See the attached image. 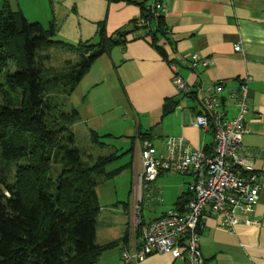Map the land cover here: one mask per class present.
<instances>
[{
  "label": "crops",
  "instance_id": "crops-1",
  "mask_svg": "<svg viewBox=\"0 0 264 264\" xmlns=\"http://www.w3.org/2000/svg\"><path fill=\"white\" fill-rule=\"evenodd\" d=\"M150 2L11 0V7L14 11H21L29 21L40 22L45 27L53 22L56 27L54 40L66 44L97 43L100 24L107 36L116 37L122 33L121 38L125 42L99 56L72 94L78 95L79 106L74 109L79 113V122L103 138L117 142L131 140L136 165L138 147L145 141L163 148L167 138L183 137L193 149L209 151L214 144V131L191 123L203 108L199 95L210 86L222 83L224 110L226 117L231 119L237 114L233 96L238 92L242 78L251 76L246 116L249 131L243 138V156L262 182L264 0L168 1L163 19L167 34L159 41L166 56L152 44L148 30L135 24L142 7ZM237 44L241 45L239 51L235 50ZM193 53L209 58L211 64L196 71L182 67L181 75L195 93L185 96L172 82L169 62ZM167 100L175 101L176 106L172 112L165 114ZM141 135L149 136L143 140ZM137 176L135 171L133 203L131 207L125 205L127 216L110 217L101 231L97 224L96 243L100 246L111 242L117 244L107 249L95 264H128L122 259V252L141 244L142 226H133ZM184 177L176 191L169 195H165V190L159 191L163 195L161 202L168 201L167 207L149 219L142 218V224L160 217L186 196L190 179ZM255 210L252 218L256 224L240 223L233 231L222 228L223 218L214 214L211 208L205 210L201 234L205 264H264V188L260 191ZM136 264L187 263L169 254H152Z\"/></svg>",
  "mask_w": 264,
  "mask_h": 264
},
{
  "label": "trees",
  "instance_id": "trees-1",
  "mask_svg": "<svg viewBox=\"0 0 264 264\" xmlns=\"http://www.w3.org/2000/svg\"><path fill=\"white\" fill-rule=\"evenodd\" d=\"M1 1L0 75L10 60L16 62L17 69L5 74L4 84L19 90L20 98L18 102H0V264H95L107 249L117 244L96 243L101 213L98 185L126 168L106 170V166L134 147L124 153L89 157L87 163L73 145V133L63 140L61 135L73 125V116L79 121V113L72 108V116L59 115L57 120L65 124H58L52 117L51 102L45 97L46 85L51 80L45 79L40 52L54 43L91 51L79 69L63 78L71 82L72 94L96 59L125 39L121 38L122 33L118 37L107 36L100 24L97 43L59 42L54 40L53 22L48 27L31 22L21 11L12 9L11 0ZM140 16L150 17L145 5ZM163 19L164 16L158 18L155 30L143 27L148 30L152 44L166 56L159 45L167 34ZM175 106V101L167 100L165 114ZM91 134L94 138L102 137L94 131ZM148 136L141 135L143 140ZM24 159L27 163L17 167L16 180L9 183L7 175L13 165ZM57 160L63 163V168L54 179L49 174ZM176 208L184 210L180 200Z\"/></svg>",
  "mask_w": 264,
  "mask_h": 264
},
{
  "label": "built area",
  "instance_id": "built-area-1",
  "mask_svg": "<svg viewBox=\"0 0 264 264\" xmlns=\"http://www.w3.org/2000/svg\"><path fill=\"white\" fill-rule=\"evenodd\" d=\"M168 1L151 0L145 5L150 17L139 16L137 24L155 29L158 18L167 12ZM235 50H241V45L237 44ZM210 64L211 60L199 53L170 61L172 82L178 92L185 96L194 93L191 84L181 75L182 67L187 66L196 71ZM251 80L249 75L242 78L239 90L233 96L237 114L231 119L226 117L224 110L222 83L210 86L199 95L202 113L191 123L204 130L214 131V144L209 151L193 149L183 137L167 138L163 148L149 141L138 147L142 167L141 174L137 176L139 191L145 182L156 181L163 172H175L190 179L186 196L188 201L184 210L170 208L145 224H142L136 202L138 211L134 213L133 226H142V240L139 246H132L122 252V259L126 263L136 264L152 254H169L175 259H184L187 264H205L201 234L204 212L208 207L223 218L222 228L228 231H233L240 223L256 224L252 216L260 191L264 188V180H258V174L243 156V138L249 131L246 116ZM210 116L213 117L212 121ZM159 199L163 200L162 197Z\"/></svg>",
  "mask_w": 264,
  "mask_h": 264
},
{
  "label": "rangeland",
  "instance_id": "rangeland-1",
  "mask_svg": "<svg viewBox=\"0 0 264 264\" xmlns=\"http://www.w3.org/2000/svg\"><path fill=\"white\" fill-rule=\"evenodd\" d=\"M1 7L2 1L0 0V8ZM90 52V50L84 47L78 49L77 47H68L61 43H54L40 52V57L43 58V66L45 68V79L51 80V83L46 85L45 97L51 102V114L58 124H65L64 121L59 122L57 120L59 115L65 113L69 114L70 117L73 115L71 114L72 108L79 106L78 95L76 93L72 95L70 94L71 82L69 80H64L63 78L67 74L79 69L82 62H84V59L89 57ZM16 69V62L10 60L5 72L0 75V102H5L7 100L18 102L20 98L19 90H14L4 84L5 74L8 71L13 72ZM72 120L74 123L69 131L63 133L61 136L63 140H65L70 133L74 134L75 142L73 145L81 151L84 160L87 163H90L89 157L98 158L101 156H110L121 152H127L128 149L131 148V140L117 142L103 137L94 138L87 125L80 123L74 116ZM121 148H123V150H121ZM26 163L27 161L24 159L13 165L12 171L7 175L9 183L15 182L17 167ZM127 163L128 166H126L119 175L105 179L98 185V196L102 207L101 213L98 217V228L100 231L106 226L110 217L125 218V216H127L125 205H130L131 207L133 203L132 193L134 173L135 171H137L138 174H141L142 172L139 159L137 165L135 164V150L128 151L118 160L106 166V170H115L127 165ZM135 166L137 167V170L135 169ZM62 168L63 163L60 160L55 161L49 174L50 177L56 179L60 175ZM162 174H165L166 176L164 175L165 177H162V175H160L157 181L153 183L145 182L141 192L139 191V183H136L135 202H137L139 206L142 218L149 219L150 217L157 215L163 208L167 207L168 201L161 202L159 199V197L163 196L159 193L161 189L163 191L165 190V195H167V193L169 195L173 191H176V187L184 180V176L175 172H163ZM160 183H162L163 186L161 185L159 188L157 185ZM139 197L142 198V201ZM116 206H118V209H116ZM172 207H176V205H172ZM136 210L138 211V209L135 208L134 213Z\"/></svg>",
  "mask_w": 264,
  "mask_h": 264
},
{
  "label": "water",
  "instance_id": "water-1",
  "mask_svg": "<svg viewBox=\"0 0 264 264\" xmlns=\"http://www.w3.org/2000/svg\"><path fill=\"white\" fill-rule=\"evenodd\" d=\"M187 201H188V197H184L183 199L180 200V204L185 205Z\"/></svg>",
  "mask_w": 264,
  "mask_h": 264
}]
</instances>
